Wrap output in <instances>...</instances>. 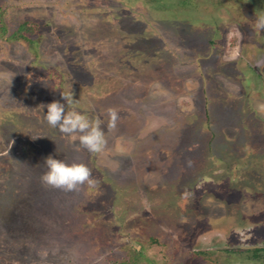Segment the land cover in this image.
Listing matches in <instances>:
<instances>
[{
    "label": "rangeland",
    "instance_id": "1",
    "mask_svg": "<svg viewBox=\"0 0 264 264\" xmlns=\"http://www.w3.org/2000/svg\"><path fill=\"white\" fill-rule=\"evenodd\" d=\"M262 13L264 0H0V264H264ZM61 93L102 121V152L44 121ZM49 155L96 185H43Z\"/></svg>",
    "mask_w": 264,
    "mask_h": 264
},
{
    "label": "clouds",
    "instance_id": "2",
    "mask_svg": "<svg viewBox=\"0 0 264 264\" xmlns=\"http://www.w3.org/2000/svg\"><path fill=\"white\" fill-rule=\"evenodd\" d=\"M255 28L257 31L264 30V13L255 18ZM63 102L53 100L45 105L43 119L49 127L58 129L62 134L71 137L79 134V145L89 153H100L104 149L105 135L100 127V119H90L75 108L66 110V105L74 104L72 93H61ZM107 129L116 127L118 112L114 108L107 109ZM46 171L40 176L43 185L60 189L64 192L79 190L80 186L88 185L94 187L96 180L92 176L91 169L83 163H66L56 159L52 155L44 159Z\"/></svg>",
    "mask_w": 264,
    "mask_h": 264
}]
</instances>
